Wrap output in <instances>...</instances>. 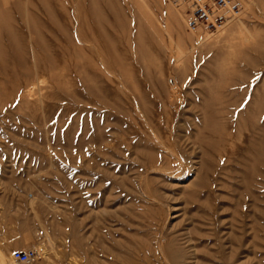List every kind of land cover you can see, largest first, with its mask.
I'll return each mask as SVG.
<instances>
[{"label":"rangeland","instance_id":"1","mask_svg":"<svg viewBox=\"0 0 264 264\" xmlns=\"http://www.w3.org/2000/svg\"><path fill=\"white\" fill-rule=\"evenodd\" d=\"M97 1L0 0V35H20L32 70L53 65L39 97L21 100L1 40L0 264L30 250L29 264L133 261L159 237L180 264H264V0H238L240 18L202 43L165 0H112V28L94 19ZM146 119L185 170L138 168L171 157L136 136L152 135Z\"/></svg>","mask_w":264,"mask_h":264},{"label":"bare ground","instance_id":"2","mask_svg":"<svg viewBox=\"0 0 264 264\" xmlns=\"http://www.w3.org/2000/svg\"><path fill=\"white\" fill-rule=\"evenodd\" d=\"M248 4H250V3H248ZM114 4L112 3V0H98L97 1V7H95L96 9H95V11H94V13H93V17H94V19L97 21V23H98V25L100 24V27H101V25L103 24L104 25V20H105V22L107 23V25L108 26H111V28L112 27H114L115 26V22H116V20L118 19L117 17H118V15H117V12H116V10H115V8H114V6H113ZM245 5H246V3H245ZM102 8L103 9V11H104V13H105V16L106 17H108L110 20V23H108V21H107V18H105V17H103V15L102 14H100L99 12H98V10H97V8ZM181 10V11H180ZM179 11H177L176 12V17L177 18H180V19H182V21H184L183 19H185V12H184V10H182V9H180ZM241 14H242V12H241ZM105 18V19H104ZM238 20V19H237ZM180 21V20H179ZM8 23V22H7ZM239 23V22H238ZM160 26H162L161 25V23L159 24ZM11 26V25H10ZM9 26V27H10ZM35 27V26H34ZM100 27H99V29H100ZM12 29V28H11ZM37 33H39L37 30H35ZM3 33V32H2ZM28 33V32H27ZM32 33V32H31ZM17 32H15V31H13V30H6V31H4V33L2 34V36L0 35V47H1V40H2V42H3V40H5L4 41V43H6V44H10V51H11V56H12V58H13V62H14V65H15V69H13L12 71H11V67L9 68H6V67H3V69H4V72H6V73H9V74H15V73H17L18 71H21V73H22V82L21 83H19V84H17L15 87H14V90L16 91V92H18L19 94H20V99L21 100H30V101H32L31 99H33L37 94H38V97H39V92H41L42 91V89H38V90H36L37 89V81L39 80V78L40 77H42V76H44V75H46V74H48V73H50V71H52V67H53V65L51 64V62H50V60H42V62L41 61H37L36 63H35V67H36V69L34 68L33 70L30 68V67H28V64L27 63H25L26 62V60H25V58L26 57H23V56H21L20 55V51L22 50V49H24V47H23V45H21V43L20 42H17L16 43V38L18 39L19 38V36H17ZM22 34V33H21ZM149 34V33H148ZM194 35L197 37V39H198V42H200V43H202V40L199 38V36L198 35H200L199 33H194ZM36 36V35H35ZM150 36H152V35H150ZM35 38H37V37H35ZM35 38H31V40H32V45H31V47H32V49H37L38 51H40L41 53H43V54H45V55H47L48 53H50V51H51V48H50V46L48 45V44H46L45 42H41V39H35ZM83 39V38H82ZM194 40H195V38H194ZM15 42V43H14ZM196 44V43H195ZM194 44V45H195ZM1 50V49H0ZM24 53H26V52H24ZM27 54V53H26ZM183 55V54H182ZM29 59V58H28ZM28 61V60H27ZM1 63V62H0ZM30 63V62H29ZM5 64V63H4ZM3 64L1 63V66H2ZM4 66V65H3ZM60 68V67H59ZM18 69V70H17ZM24 72H23V71ZM19 73V72H18ZM1 74V73H0ZM20 76V77H21ZM17 77H18V75H17ZM11 78V77H10ZM20 80H21V78H19ZM18 79V80H19ZM13 81V80H12ZM40 81V80H39ZM174 82V81H173ZM46 83V82H45ZM180 83V82H179ZM185 83V82H184ZM160 84V83H159ZM158 84V85H159ZM173 84H175V83H173ZM5 85V84H4ZM162 85V84H161ZM3 86V85H2ZM163 86V85H162ZM39 87V86H38ZM165 88V87H164ZM173 89V88H172ZM47 90V89H46ZM166 90V89H165ZM167 91V90H166ZM171 91V90H170ZM176 94V93H175ZM9 96V95H8ZM173 96V95H172ZM12 97V96H11ZM149 97V96H148ZM164 97V96H163ZM16 98V97H15ZM18 98V97H17ZM171 98H173V97H171ZM10 99V98H9ZM42 100H44V99H42ZM23 102V101H22ZM168 102V101H167ZM169 102H170V100H169ZM36 103V102H35ZM38 103V102H37ZM164 103H166V102H164ZM173 103H174V101H173ZM173 103H172V105H173ZM27 104V103H26ZM30 104H32V103H30ZM167 104V103H166ZM170 104V103H169ZM171 105V104H170ZM207 105V104H206ZM210 105V104H209ZM165 106V105H164ZM166 107H167V105H166ZM157 108V107H156ZM146 110V109H145ZM148 110V109H147ZM157 110V109H156ZM154 113V112H153ZM161 113V112H160ZM213 113V112H212ZM150 114V113H149ZM211 116V115H210ZM156 118V117H155ZM154 118V121L156 120ZM160 118V117H159ZM150 120H152L151 119V117H150ZM215 120V119H214ZM145 122V121H144ZM169 122H170V124H172L171 123V121L169 120L168 121V123H166L165 125H167V124H169ZM135 123H136V120H135ZM142 122L140 121H138L137 122V124L139 125V124H141ZM157 123V122H156ZM145 126L144 127H146V126H148L149 127V129L151 130V132H152V135H149V133L148 132H146L144 129H142L140 132L141 133H139V135H137L136 134V136L138 137V136H140L141 134H142V136L144 135L145 136V138H146V143H145V145L147 144H149L150 145V147L153 149V148H158L157 146H165L166 148L165 149H169L170 150V155H171V157H168V158H165V159H162L161 157L159 158V157H155V156H153V155H145V156H143L142 158H141V160H139L138 162H137V165H138V168H141L142 169V171H143V173L144 172H148L149 170L148 169H156L157 167L158 168H160V167H162V166H160V164H162V162H165V165L167 166H169L170 167V169H173L174 168V163L176 162L177 163V166H178V169L181 171L182 169H184L185 168V164H184V161H183V158L181 157V156H179V154H177L178 152H176L177 150L175 149V148H170L167 144H169V143H167V137H166V135H165V133L162 131V128H161V125H158V124H155V122H150L148 119H146V122H145ZM161 124V123H160ZM169 124V125H170ZM201 124V123H200ZM164 125V124H163ZM173 125V124H172ZM208 125V124H207ZM141 126H142V124H141ZM141 126H140V128H141ZM168 126V125H167ZM166 126V127H167ZM171 126V125H170ZM200 126H202V125H200ZM206 126V125H205ZM218 126V125H217ZM163 127V126H162ZM209 127H211V126H209ZM214 127V126H213ZM213 127H211V128H213ZM165 128V127H164ZM174 128V127H173ZM217 128V127H216ZM208 129V128H207ZM215 129V128H214ZM149 130V131H150ZM172 130V129H171ZM209 130H211V129H209ZM135 132V131H134ZM172 132V131H171ZM207 133H208V131H206ZM200 134V133H199ZM172 135V134H171ZM181 135V134H180ZM206 135V134H205ZM214 135V134H213ZM175 137H177V136H175ZM208 137H210V135L208 136ZM140 138V137H139ZM142 138V137H141ZM237 138V137H236ZM252 138V137H251ZM214 139V138H213ZM216 139V138H215ZM133 141V140H132ZM140 141H141V139H138V144L140 143ZM145 141V140H144ZM143 141V142H144ZM172 142V141H171ZM208 142V141H207ZM259 142V141H258ZM209 143H211V142H209ZM148 145V146H149ZM170 146H173L174 145V143H170L169 144ZM203 145H205V144H203ZM139 146V145H138ZM147 146V147H148ZM210 146V145H209ZM106 147V146H105ZM214 147V146H213ZM209 148V147H208ZM161 149H163L162 147H161ZM164 149V150H165ZM252 149H254V148H252ZM261 149V148H260ZM158 150V149H157ZM159 151V150H158ZM224 151V150H223ZM222 151V152H223ZM160 152V151H159ZM168 153L167 151H164V154H166V153ZM153 153V152H152ZM213 153V152H212ZM167 155V154H166ZM225 155V154H224ZM231 155V154H230ZM210 156V155H209ZM254 156V155H253ZM138 157V156H137ZM50 162H52V166L54 165V164H58V163H61L60 161L59 162H57V163H54L53 161H50ZM56 162V161H55ZM76 162H78L79 163V161H76ZM76 162H75V164H76ZM248 162V161H247ZM77 163V164H78ZM76 164V165H77ZM209 165V164H208ZM176 166V165H175ZM204 166V165H203ZM164 167H162V169H163ZM247 168V167H246ZM252 169V168H251ZM185 170V169H184ZM208 170V169H207ZM212 170V169H211ZM209 172V171H208ZM253 176V175H252ZM250 182H248V184H249ZM197 186V185H196ZM250 192V191H249ZM195 194V193H194ZM195 197H196V195H195ZM257 201V200H256ZM153 207V206H152ZM152 217V216H151ZM153 218H154V216H153ZM157 219V218H156ZM160 219H163V217L162 218H160ZM64 221H66V222H68L67 220H63V222ZM160 221V220H159ZM166 220L164 219V222H165ZM156 222H157V220H156ZM151 223V222H150ZM162 225H164L163 223H161V221L160 222H158V224L156 225H153L152 226V228L153 229H157V228H159V227H162L163 228V226ZM64 226V225H63ZM155 226H157V227H155ZM60 227H61V225H60ZM155 227V228H154ZM63 228V227H62ZM164 230V229H163ZM157 236V235H156ZM154 238V237H153ZM163 238V237H162ZM147 240V239H146ZM175 240V239H174ZM173 241V240H172ZM171 240H170V242H172ZM147 242V241H146ZM149 242V241H148ZM153 242V241H152ZM164 242V240H161V237H159L157 240H156V242L153 244L154 246H148V248H144V250L142 251V252H140L139 251V253L137 254V255H135L136 256V260H137V263L138 264H163V262H164V264H180V257H178V253H179V249L178 248H176L174 245H171V246H166V244H164L163 243ZM127 244V243H126ZM129 244V243H128ZM172 244H174L173 242H172ZM170 245V244H169ZM132 246V245H131ZM76 247V246H75ZM77 247H78V251H79V254H83V249H82V246H81V243L79 242V241H77ZM76 247V248H77ZM109 248V247H108ZM143 248V247H142ZM183 248V247H182ZM125 249V248H124ZM141 249V248H140ZM111 250V249H110ZM110 250H109V254H110ZM127 251H128V249H127ZM131 251V250H130ZM108 252V251H107ZM106 252V253H107ZM121 252V251H120ZM119 252V253H120ZM126 254H127V252H125V254L123 255L122 253H121V256H113L108 262H109V264H136V263H134L133 261H136V260H134L133 259V261L130 259V255H129V253L127 254V256L129 257H127L126 256ZM118 255V254H117ZM120 255V254H119ZM133 255V254H132ZM182 255V254H181ZM80 256V255H79ZM83 256V255H82ZM107 256V255H106ZM109 256V255H108ZM107 256V257H108ZM95 258V257H94ZM163 260V261H162ZM108 262H106V263H108ZM89 263H91V262H89Z\"/></svg>","mask_w":264,"mask_h":264},{"label":"built area","instance_id":"3","mask_svg":"<svg viewBox=\"0 0 264 264\" xmlns=\"http://www.w3.org/2000/svg\"><path fill=\"white\" fill-rule=\"evenodd\" d=\"M186 15V28L191 33L217 35L240 18L242 6L238 0H165ZM36 251H15L13 259L29 264L36 258Z\"/></svg>","mask_w":264,"mask_h":264}]
</instances>
